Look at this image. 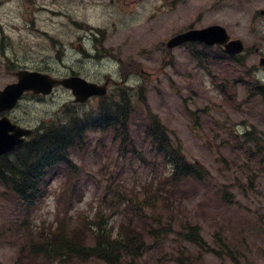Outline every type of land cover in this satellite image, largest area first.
Wrapping results in <instances>:
<instances>
[{"label": "rangeland", "instance_id": "374dc122", "mask_svg": "<svg viewBox=\"0 0 264 264\" xmlns=\"http://www.w3.org/2000/svg\"><path fill=\"white\" fill-rule=\"evenodd\" d=\"M109 1L0 0V90L16 82L20 69L47 70L58 78L73 72L104 78L114 65L102 67L89 55L100 30L106 36L102 44H121L128 58L138 60L143 50L149 74L145 104H135L137 125L129 135L134 148L120 153L122 144L114 140V131L89 133L86 146L71 153L79 166L74 186L70 188L69 170L64 169L65 177L48 178L51 191L31 208L0 185V264H16L19 259L23 264H60L41 258L31 263L35 257L23 248L32 239L41 240L65 216L70 226H82L91 243L90 219L97 213L117 230L125 221L127 198L142 200L158 192L173 201V210L149 211L145 220L156 218L173 232L158 243L149 240V252L138 264H179V259L186 264H236L234 258L238 264H264V140L256 146L243 137L255 127L264 139V105L250 104L244 86L251 80L246 73L253 68L256 72L260 58L247 53L245 64L238 66L218 51L184 47L170 54L166 47L189 27L220 24L252 51L249 27L241 30L233 13L225 14L212 0H115L111 6ZM51 38L61 41L63 48ZM255 77L264 79V73ZM72 104V94L57 89L44 100L25 97L10 118L37 128L66 118L64 108ZM149 111L154 114L147 115ZM152 116L161 119L190 163L202 164L211 173L208 184L192 179L169 183L172 166L145 138ZM187 222L200 226L206 244L182 241L179 232ZM135 224L141 225L138 220ZM63 264L105 263L73 259Z\"/></svg>", "mask_w": 264, "mask_h": 264}, {"label": "trees", "instance_id": "16d2710c", "mask_svg": "<svg viewBox=\"0 0 264 264\" xmlns=\"http://www.w3.org/2000/svg\"><path fill=\"white\" fill-rule=\"evenodd\" d=\"M254 91L264 99L263 86H255ZM125 106L119 105L118 107ZM121 108L112 113L107 110L102 113L107 125H112L109 116L116 118L118 114H122ZM99 129L106 130L107 127L100 122L94 124L89 120H72L70 125L56 124L45 127L43 131L36 133L33 138L16 149L11 158L0 159V184L23 203L32 205L45 197L49 181L46 180L47 176L60 172L59 166L66 163L69 166L66 168L69 170V176L66 178L72 183L70 187L72 188L77 180L78 172L73 166H70V151L83 143L87 132L99 131ZM149 136L152 143L157 146L158 152L171 156L173 158L171 159L176 162L177 172L170 180L173 184L184 181L181 180L183 177H194L200 182L206 181V174L186 162L181 148H172L164 126L159 123L155 124L150 135L148 134ZM61 171L63 173L62 167ZM157 196L153 194L142 201L132 200L131 205L136 211H143V206H146L147 209L156 208L157 203L154 200ZM165 200L169 204L168 200ZM150 228L149 234L159 237L158 230ZM184 231L186 232L184 238L187 242L197 245L206 244L198 226L189 225L184 228ZM43 237V241H33L32 239L31 243L33 244L27 246L30 249L29 256L35 257L31 258L33 261L40 257H43L47 263L78 258L85 263L90 258H96L109 264H119L125 258L142 256L146 248L143 234L136 231L133 226L124 227L114 240L105 226L97 233L96 244L93 247L85 243L79 230L70 231L67 224L66 226L61 225L56 230L50 229L49 233Z\"/></svg>", "mask_w": 264, "mask_h": 264}, {"label": "water", "instance_id": "95a60500", "mask_svg": "<svg viewBox=\"0 0 264 264\" xmlns=\"http://www.w3.org/2000/svg\"><path fill=\"white\" fill-rule=\"evenodd\" d=\"M187 41H202L209 44H225L228 41L226 33L219 28H210L203 31H192L179 35L172 39L168 46L177 47ZM236 43L227 46V51L236 54L240 50ZM19 81L16 84L9 85L5 90L0 91V113L13 109L18 99L27 91H33L36 94H49L57 85H63L73 90L77 101L85 102L93 95H103L104 91L96 85L88 84L80 78H71L66 80H54L48 75L21 71L17 74ZM30 130L22 129L13 125L7 117L0 119V155L8 153L23 143V137L31 135Z\"/></svg>", "mask_w": 264, "mask_h": 264}, {"label": "flooded vegetation", "instance_id": "af4514ba", "mask_svg": "<svg viewBox=\"0 0 264 264\" xmlns=\"http://www.w3.org/2000/svg\"><path fill=\"white\" fill-rule=\"evenodd\" d=\"M221 8L226 12L233 13L232 18L236 20L237 24L250 23L255 25V39L257 41L256 52L258 55H264V0H216ZM119 67H121V60H118ZM130 65V63H128ZM139 65H141L138 62ZM140 72V75H139ZM139 72L133 69L132 73H128L127 69L121 68V82L116 81L112 77L107 79L111 80L112 85H125L130 87L132 91L138 89L143 80V69L140 68ZM142 76V77H141Z\"/></svg>", "mask_w": 264, "mask_h": 264}]
</instances>
